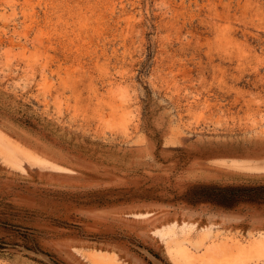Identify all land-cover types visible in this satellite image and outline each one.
Instances as JSON below:
<instances>
[{"label":"rangeland","instance_id":"rangeland-1","mask_svg":"<svg viewBox=\"0 0 264 264\" xmlns=\"http://www.w3.org/2000/svg\"><path fill=\"white\" fill-rule=\"evenodd\" d=\"M264 0H0V264H264Z\"/></svg>","mask_w":264,"mask_h":264},{"label":"trees","instance_id":"trees-1","mask_svg":"<svg viewBox=\"0 0 264 264\" xmlns=\"http://www.w3.org/2000/svg\"><path fill=\"white\" fill-rule=\"evenodd\" d=\"M200 189L212 191L207 195H199L200 202L205 201L225 208H232L237 204H260L264 202V185L221 188L202 186Z\"/></svg>","mask_w":264,"mask_h":264}]
</instances>
